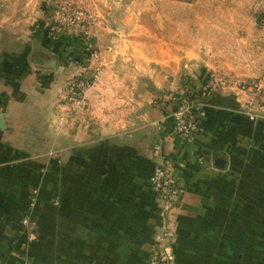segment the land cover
Here are the masks:
<instances>
[{
    "label": "crops",
    "instance_id": "crops-1",
    "mask_svg": "<svg viewBox=\"0 0 264 264\" xmlns=\"http://www.w3.org/2000/svg\"><path fill=\"white\" fill-rule=\"evenodd\" d=\"M73 1L92 27L21 29L18 66L0 63V264H153L160 226L173 264H264V114L236 96L264 70V0H193L177 27L144 20L155 0ZM81 67L87 106L62 124ZM180 95L198 120L187 141L172 132ZM159 156L181 191L167 210L149 181Z\"/></svg>",
    "mask_w": 264,
    "mask_h": 264
},
{
    "label": "rangeland",
    "instance_id": "rangeland-1",
    "mask_svg": "<svg viewBox=\"0 0 264 264\" xmlns=\"http://www.w3.org/2000/svg\"><path fill=\"white\" fill-rule=\"evenodd\" d=\"M63 4L67 5V10L65 9V11L66 14H68L69 16L71 15V10L69 9H80L89 11L92 14L91 21L89 23L85 22L86 24L84 23L81 25L78 24L76 26H66L65 19H63L64 17H66V14L64 15V12L60 10L62 9L61 6ZM149 6L156 12V18L152 19L149 16L145 17L144 20L146 22H154L155 24H159L162 27H177L179 22L178 12L180 10L193 9L194 2L193 0H155ZM95 22L96 17L92 13V11L78 7L73 0H0V63H2L3 60H8L9 62H11L10 70L12 71H14L16 69V66H18L15 62L21 61L17 59H19L24 53H26V48L18 49L17 45L15 44L16 36L19 35L21 29H23L24 31H29L33 28H39V31L46 32L51 38L54 33H58L59 35L65 34V36H68L69 34L75 33L73 29L85 31L86 29L92 27ZM3 27L5 28L4 31L6 37H10L11 39L8 45H6V43L4 44V39H6V37L4 36V34L1 33L3 31ZM175 33H177V31ZM3 47H5V49H3ZM1 67L2 64L0 68ZM85 70V68L81 67L80 72ZM80 72L76 73L74 76H71L70 79L65 82V89L63 88L64 96L62 99L63 105L61 104L63 112L59 116V122L62 124L68 123L65 118V115L67 114V109L69 108L68 99L66 98L68 92V83L73 79V77L78 75ZM263 75L264 70L260 75L250 80H247V82H252L257 79H260L261 77H263ZM240 82L236 83L238 88L237 91L239 92V94H237L236 96L241 100L240 106L242 109V106L248 99L247 96L250 95L242 91L239 86ZM225 84L228 85V83ZM89 87L85 88L84 94H86V91ZM259 105L261 104H257V109L255 113L256 115H258V117H261L263 116V112L261 110V107H258ZM86 106L87 101L85 96V107L83 109H79L78 111L84 110ZM167 233L168 232L166 231V229H164L162 226L158 227L156 231V236H158L157 241L159 244V254L157 255V258L155 259L153 264H173L174 258L171 255V249L168 250L169 245L171 246V242L168 241V238L170 236L168 235L169 233ZM162 253H164V255H162Z\"/></svg>",
    "mask_w": 264,
    "mask_h": 264
},
{
    "label": "built area",
    "instance_id": "built-area-1",
    "mask_svg": "<svg viewBox=\"0 0 264 264\" xmlns=\"http://www.w3.org/2000/svg\"><path fill=\"white\" fill-rule=\"evenodd\" d=\"M65 4V3H64ZM62 5L60 10L66 14L65 9L67 5ZM69 4V3H68ZM67 10V9H66ZM71 15L66 14L65 19L66 26L81 25L89 23L92 18V14L89 11L80 9H69ZM85 23V24H86ZM94 76L88 75V72L81 71L78 75L68 83V92L66 98L68 99L69 108L65 115L66 121L68 122L73 114L79 109L85 107V88L89 87L93 81ZM221 84V83H220ZM240 88L247 96V101L242 106V111L248 117L257 118L256 109L257 104H261V110L264 114V75L260 79L252 82L242 81L239 83ZM173 118V134L184 141L192 139L199 130L198 120L196 115L195 102L191 97L187 95H180L176 101V109L172 114ZM62 121V118H61ZM152 192L161 200L165 210L170 209L178 204L181 191L171 184L169 175L168 161L164 156H159L153 171L149 178ZM34 198L32 199V204ZM23 226L28 227L26 232V243L30 244L34 241L36 233L29 228L30 220L28 216H24L21 221ZM170 258V256H169Z\"/></svg>",
    "mask_w": 264,
    "mask_h": 264
},
{
    "label": "water",
    "instance_id": "water-1",
    "mask_svg": "<svg viewBox=\"0 0 264 264\" xmlns=\"http://www.w3.org/2000/svg\"><path fill=\"white\" fill-rule=\"evenodd\" d=\"M44 67H50V68H54L55 67V61L53 59L50 60H45L44 62ZM2 120L0 119V127H2Z\"/></svg>",
    "mask_w": 264,
    "mask_h": 264
},
{
    "label": "trees",
    "instance_id": "trees-1",
    "mask_svg": "<svg viewBox=\"0 0 264 264\" xmlns=\"http://www.w3.org/2000/svg\"><path fill=\"white\" fill-rule=\"evenodd\" d=\"M25 216H27V215H25ZM35 241H36V237H35V239H34V241H33L32 243H30V244H27V243H26V240H25L24 244H25V245H27V246H30V245L34 244V243H35Z\"/></svg>",
    "mask_w": 264,
    "mask_h": 264
}]
</instances>
